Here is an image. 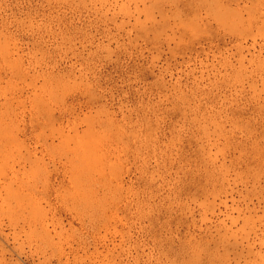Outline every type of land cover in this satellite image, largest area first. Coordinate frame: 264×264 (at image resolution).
I'll list each match as a JSON object with an SVG mask.
<instances>
[{"label": "rangeland", "instance_id": "rangeland-1", "mask_svg": "<svg viewBox=\"0 0 264 264\" xmlns=\"http://www.w3.org/2000/svg\"><path fill=\"white\" fill-rule=\"evenodd\" d=\"M0 264H264V0H0Z\"/></svg>", "mask_w": 264, "mask_h": 264}]
</instances>
